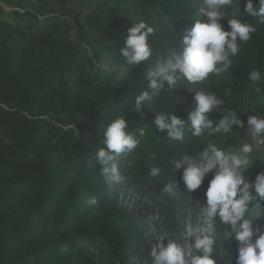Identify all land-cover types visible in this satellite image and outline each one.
Returning <instances> with one entry per match:
<instances>
[{
    "label": "trees",
    "instance_id": "obj_1",
    "mask_svg": "<svg viewBox=\"0 0 264 264\" xmlns=\"http://www.w3.org/2000/svg\"><path fill=\"white\" fill-rule=\"evenodd\" d=\"M197 7L195 0H0V264H131L132 257L151 264L149 223L174 232L187 205L181 171L170 161L195 155L209 140L227 147L217 134L171 141L154 127L155 111L135 113L148 64L129 65L120 50L127 28L144 21L155 30L154 55L167 45L179 51L185 28L199 18ZM241 18L256 31L238 41L233 66L201 82L178 80L155 98L156 111L187 119L193 92L206 90L223 101L213 120L230 111L242 120L264 116V79L260 93L249 80L252 70L264 77V24L246 13ZM221 22L227 30V18ZM118 116L130 132L143 127L145 135L118 157L127 181L110 192L95 150ZM239 132L233 128L232 143ZM152 166L161 168L158 177L150 176ZM211 178L193 199H204ZM169 181L178 186L174 196L163 191ZM257 211L264 205L254 204ZM256 226L264 230V216ZM223 244L221 238L217 259L235 264L236 242L224 250Z\"/></svg>",
    "mask_w": 264,
    "mask_h": 264
},
{
    "label": "clouds",
    "instance_id": "obj_2",
    "mask_svg": "<svg viewBox=\"0 0 264 264\" xmlns=\"http://www.w3.org/2000/svg\"><path fill=\"white\" fill-rule=\"evenodd\" d=\"M195 2L199 18L193 19L190 28H185L179 51L169 49L167 45L163 52L154 55L150 43L154 28L144 21L127 28L121 55L129 65L148 64L143 72L147 86L135 97V113L144 116L146 110L155 111L154 127L166 131L169 140L179 143L185 141L186 134L214 137L229 134L233 128L246 131L238 149L226 151L209 140L195 155L185 153L170 161L181 171L187 205L174 232L160 230L149 223L145 234L150 244L148 255L151 264H222V259H217L218 242L222 238L223 250L227 242H236L235 264H264V230L256 226L257 218L264 216V212L257 211L254 215L252 212L254 204L264 205V172L257 173L254 180L246 175L257 160L256 154L264 159V116L248 115L245 123L238 117V112L230 111L213 120L211 114L223 101L214 92L206 90L193 92L194 105L188 111L187 119L170 111H156L153 107L159 93L175 89L178 80L201 82L210 74L219 75L233 66L232 57L240 51L238 41L247 42L256 31L255 26L241 18V13L256 17L258 23L264 24V0H246L243 11L240 0ZM224 18H227V30L221 22ZM262 79L258 69L249 72V80L257 93L261 92L258 83ZM128 128L125 117H116L105 126L102 145L95 150V160L101 166L99 175L110 192L127 181L118 157L132 153L145 135L143 127L132 132ZM149 174L158 177L161 168L152 166ZM209 174L212 178L204 199H193L191 194L202 186ZM177 188L174 181H169L163 191L174 196ZM120 199L123 201L122 195ZM96 202L95 197L89 200L91 205ZM140 251H143V245ZM131 264H148V260L132 257Z\"/></svg>",
    "mask_w": 264,
    "mask_h": 264
},
{
    "label": "rangeland",
    "instance_id": "obj_3",
    "mask_svg": "<svg viewBox=\"0 0 264 264\" xmlns=\"http://www.w3.org/2000/svg\"><path fill=\"white\" fill-rule=\"evenodd\" d=\"M72 6H74V5H72ZM244 121L246 123L247 120H244ZM245 131L246 130L242 129L238 133L239 142L237 144H234L231 142V133H229V134H217V135H218L219 141L225 143L227 150H232V149H238L239 148L240 139L244 138ZM255 158L257 160L254 161L251 168L246 173L247 177L250 180H254L257 173L264 172V159H262L259 154H256ZM260 160H262V161H260Z\"/></svg>",
    "mask_w": 264,
    "mask_h": 264
}]
</instances>
